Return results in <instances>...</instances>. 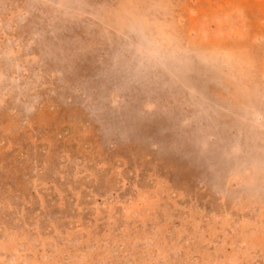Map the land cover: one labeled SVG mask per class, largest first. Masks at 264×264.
I'll use <instances>...</instances> for the list:
<instances>
[{"label": "rangeland", "instance_id": "1", "mask_svg": "<svg viewBox=\"0 0 264 264\" xmlns=\"http://www.w3.org/2000/svg\"><path fill=\"white\" fill-rule=\"evenodd\" d=\"M0 264H264V0H0Z\"/></svg>", "mask_w": 264, "mask_h": 264}]
</instances>
